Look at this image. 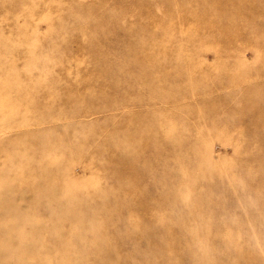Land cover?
Listing matches in <instances>:
<instances>
[{"label": "rangeland", "instance_id": "1", "mask_svg": "<svg viewBox=\"0 0 264 264\" xmlns=\"http://www.w3.org/2000/svg\"><path fill=\"white\" fill-rule=\"evenodd\" d=\"M0 264H264V0H0Z\"/></svg>", "mask_w": 264, "mask_h": 264}]
</instances>
